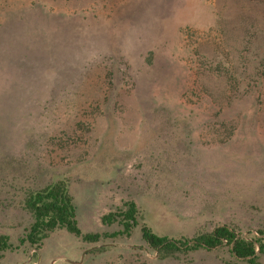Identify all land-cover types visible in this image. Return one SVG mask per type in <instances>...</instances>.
<instances>
[{
  "label": "rangeland",
  "instance_id": "rangeland-1",
  "mask_svg": "<svg viewBox=\"0 0 264 264\" xmlns=\"http://www.w3.org/2000/svg\"><path fill=\"white\" fill-rule=\"evenodd\" d=\"M56 180L83 233L119 230L101 218L128 201L139 227L0 264H229L159 261L139 229H264V0H0V236L16 247L24 195Z\"/></svg>",
  "mask_w": 264,
  "mask_h": 264
},
{
  "label": "trees",
  "instance_id": "trees-1",
  "mask_svg": "<svg viewBox=\"0 0 264 264\" xmlns=\"http://www.w3.org/2000/svg\"><path fill=\"white\" fill-rule=\"evenodd\" d=\"M22 209L31 217L32 222L16 247L9 242L7 236H0V260L6 252L23 246L34 251V257L50 235L58 230H65L83 243L98 244L105 239L129 238L140 225V211L134 202L128 201L115 212L101 218L103 225L117 224L119 230L110 234L83 233L78 227L76 207L65 180H56L26 192ZM139 232L141 240L155 252L159 261H181L199 251L219 249H226L231 258L229 264H260V260L264 259V229L257 230V236L243 237L233 227L219 225L211 232L199 233L190 239L159 236L145 225L140 227Z\"/></svg>",
  "mask_w": 264,
  "mask_h": 264
}]
</instances>
